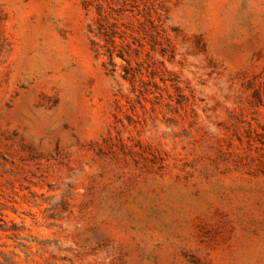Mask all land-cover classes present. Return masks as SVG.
Returning <instances> with one entry per match:
<instances>
[{
    "label": "rangeland",
    "instance_id": "rangeland-1",
    "mask_svg": "<svg viewBox=\"0 0 264 264\" xmlns=\"http://www.w3.org/2000/svg\"><path fill=\"white\" fill-rule=\"evenodd\" d=\"M91 1L0 0L1 214L35 241L15 262L264 264V0H126L134 90Z\"/></svg>",
    "mask_w": 264,
    "mask_h": 264
},
{
    "label": "trees",
    "instance_id": "trees-1",
    "mask_svg": "<svg viewBox=\"0 0 264 264\" xmlns=\"http://www.w3.org/2000/svg\"><path fill=\"white\" fill-rule=\"evenodd\" d=\"M125 2L126 0H94L93 3L91 1L89 6L93 9V18L88 25L87 33L95 56L106 58L107 61L102 63V65L107 72L113 76L117 70H120V78L129 84L131 90H134L137 75L141 76L140 71L135 68L138 66L137 59L140 52L137 50L138 46L134 49L127 41V38L132 37L131 35L134 31L131 23H124V19L127 18L124 10ZM116 6L119 7L115 8ZM147 21L151 24L153 31L158 34L157 31L161 26L154 23H160L159 17H156L155 22L149 19ZM116 40H119V42H116ZM115 59H118L121 64H116ZM3 208L5 206L0 203V233L5 234L4 238L10 240L14 246L10 250V246L3 243L0 244V258L3 261L2 264H17L14 259H18L19 256L15 250H18L27 258L30 255V247L26 244L35 241L32 238L19 235L24 230L22 226L16 225L13 221H10L8 225L3 220V215L1 214ZM38 245L44 247L46 244L43 242L38 243ZM40 250L38 249L37 252Z\"/></svg>",
    "mask_w": 264,
    "mask_h": 264
}]
</instances>
